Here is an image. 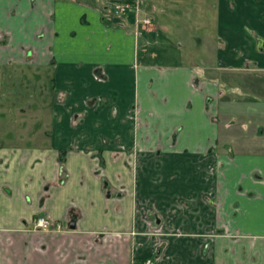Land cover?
<instances>
[{
  "label": "crops",
  "instance_id": "0c3cea01",
  "mask_svg": "<svg viewBox=\"0 0 264 264\" xmlns=\"http://www.w3.org/2000/svg\"><path fill=\"white\" fill-rule=\"evenodd\" d=\"M218 1L215 54L162 64L164 0H0V67L45 72L53 108L0 130V264H264V151L224 115L262 83L264 0Z\"/></svg>",
  "mask_w": 264,
  "mask_h": 264
},
{
  "label": "rangeland",
  "instance_id": "374dc122",
  "mask_svg": "<svg viewBox=\"0 0 264 264\" xmlns=\"http://www.w3.org/2000/svg\"><path fill=\"white\" fill-rule=\"evenodd\" d=\"M134 1L135 0H133V2ZM169 1L172 0H164L165 4H163L162 7H158L157 16L159 20H163L166 17L169 20L175 18V21H161L166 22L164 24L166 29L155 32L153 36L154 39L158 41V49L161 50L162 53L166 52L168 54L169 52L171 57L161 56L157 59V63H172L174 62V57L172 56H175V58L182 60V64H187L184 63V61L186 62L185 56L189 53L197 56L196 62H199L201 58L205 59L203 54L207 56L208 52L214 55L216 52V45L214 42H219V44H221L220 41L217 40L219 1L178 0L180 3L177 4V13L172 10L171 3H166ZM160 10H168V12L166 11L165 14H162ZM231 10L235 11L233 8ZM197 40H201L202 44H197ZM200 56L203 57L200 58ZM162 60L165 62H160ZM178 63L179 62H177V64ZM210 64L213 68H219V62L215 56H213ZM216 73L217 76L224 74V72L222 70L220 72L219 69ZM262 78V81L257 79L258 82L262 83L256 85L251 84V86L256 89L255 97L251 96L247 89L244 90L246 92L243 96L249 95H247L248 97L246 99H243L246 103L242 104V102H240L241 104H235L236 107H228L224 115L227 120L231 121L229 123L230 130H232V134H237L234 136L238 138V142L241 140L244 142L254 140L255 143H258L260 146L256 147V145L254 146L253 143H250L249 147L251 148L249 149L264 151V76ZM242 81L243 80H240V82ZM50 84V79L46 77L45 72L34 73L32 71L25 74L20 73L15 65H3L0 67V114L1 119H4L0 123V130L4 131L2 142L5 145H12V135L16 133L18 123L15 120L11 121V118L14 116L15 118L18 117L17 113L22 108L25 109V115L21 116L23 119L26 121L30 118L33 119L31 122L34 126H38L39 124L43 125L40 131L41 133L46 130L45 122L50 124L53 113L51 105L52 90H50ZM250 91H252V89ZM217 110L224 113L223 105ZM39 119H41V121ZM256 130H259V134L254 136L253 134ZM254 137L258 139H252ZM147 224L148 232L145 235L152 237V246L159 253L165 246L163 239L169 233L167 231L168 227L162 226L157 216H152ZM262 227H264V225H262ZM261 231L264 233V230H259L258 233ZM132 237H134V235H132ZM147 260L145 264H148ZM149 260V264H152V260Z\"/></svg>",
  "mask_w": 264,
  "mask_h": 264
},
{
  "label": "built area",
  "instance_id": "2783aa9c",
  "mask_svg": "<svg viewBox=\"0 0 264 264\" xmlns=\"http://www.w3.org/2000/svg\"><path fill=\"white\" fill-rule=\"evenodd\" d=\"M115 10H116V13H117V12L122 11L123 9L120 6H115ZM148 23H149V20H145L144 21V24L145 25L148 24ZM36 225L38 227H40V228H44V227L47 226V221L45 219H43V218H39V219L36 220ZM147 263L149 264L150 263V260H147Z\"/></svg>",
  "mask_w": 264,
  "mask_h": 264
},
{
  "label": "flooded vegetation",
  "instance_id": "af4514ba",
  "mask_svg": "<svg viewBox=\"0 0 264 264\" xmlns=\"http://www.w3.org/2000/svg\"><path fill=\"white\" fill-rule=\"evenodd\" d=\"M43 219H45V218H43ZM74 219V218H73ZM46 220V219H45ZM47 221V226L46 227H44V228H40V227H38L37 225H36V222H35V227L36 228H39V229H45V230H51V229H56V230H58V231H60V230H62L63 229V227H62V225L61 224H59V223H55V224H53V228L51 227L50 228V224L48 223V220H46ZM72 222L74 223V224H76L75 222H74V220H72ZM75 227V226H74ZM71 229H74V228H71Z\"/></svg>",
  "mask_w": 264,
  "mask_h": 264
},
{
  "label": "bare ground",
  "instance_id": "6f19581e",
  "mask_svg": "<svg viewBox=\"0 0 264 264\" xmlns=\"http://www.w3.org/2000/svg\"><path fill=\"white\" fill-rule=\"evenodd\" d=\"M115 6H120V7H122V8L125 9V6L122 5V4H120V5L116 4ZM113 12H114L115 14H118V13H119V12L116 13L115 7L113 8Z\"/></svg>",
  "mask_w": 264,
  "mask_h": 264
},
{
  "label": "water",
  "instance_id": "95a60500",
  "mask_svg": "<svg viewBox=\"0 0 264 264\" xmlns=\"http://www.w3.org/2000/svg\"><path fill=\"white\" fill-rule=\"evenodd\" d=\"M74 226H75V224L73 223V224H71V228H74Z\"/></svg>",
  "mask_w": 264,
  "mask_h": 264
}]
</instances>
